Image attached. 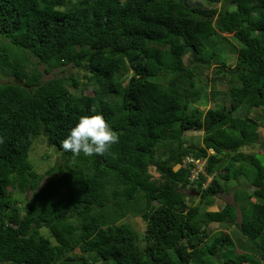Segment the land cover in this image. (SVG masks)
Returning a JSON list of instances; mask_svg holds the SVG:
<instances>
[{
  "label": "trees",
  "instance_id": "1",
  "mask_svg": "<svg viewBox=\"0 0 264 264\" xmlns=\"http://www.w3.org/2000/svg\"><path fill=\"white\" fill-rule=\"evenodd\" d=\"M214 38L235 56L229 72ZM213 64L228 103L192 111L198 69ZM66 68L82 76L44 80ZM0 74L15 80L0 83V264L264 262V160L238 152L264 149L251 116L264 110V0H0ZM94 114L120 137L112 154L64 152ZM191 131L201 145L188 144ZM40 139L59 157L43 174L28 160ZM190 158L206 161L205 176ZM239 178L253 189L238 192L237 248L211 231L233 225L236 207H208Z\"/></svg>",
  "mask_w": 264,
  "mask_h": 264
},
{
  "label": "rangeland",
  "instance_id": "2",
  "mask_svg": "<svg viewBox=\"0 0 264 264\" xmlns=\"http://www.w3.org/2000/svg\"><path fill=\"white\" fill-rule=\"evenodd\" d=\"M220 4L221 3L219 1L217 4H214L212 7L218 9L220 7ZM228 39L230 38L228 37ZM213 43H214L213 50L217 51L222 57H225L227 60L226 63L228 64L229 67H225L222 69H224L226 72H229L230 71L229 68L233 67L235 64V56L229 54L226 51L227 47H224V45L222 46L218 38H214ZM184 63L185 65H187L188 63L187 57L184 58ZM216 67H218V65L213 64L208 69L206 68L198 69V73L195 76L196 85L192 89V91L196 94L200 92V94L198 98L194 100H190V109L192 111L195 108H197L198 110L205 112L208 108H218L228 103L227 94L229 90V85L223 79H220L214 74ZM39 68L40 70H42V67ZM71 73H78L80 76H82L77 69L66 68L64 73L59 72V70H55L53 73L44 76V80L51 79L55 77V75H57L59 78L65 76L67 77ZM10 82L15 83V80L13 78L4 77L0 74V83L4 84ZM79 82L80 83L83 82L82 77L80 78ZM70 90L71 92H74V94L79 93V90L76 91H74L73 89ZM82 93L89 95L93 94L90 88L83 89ZM251 116L257 119V121L260 122L262 125L258 129V133L260 140L264 144V110L254 109L251 112ZM185 138L188 144L199 146L201 145L202 132L201 131L187 132L185 133ZM238 152L247 153V154L253 153L257 158L264 160V156L259 154V153L264 154V149H261L259 144L255 145L252 148H241ZM210 153L213 152L210 151ZM192 158L190 159L195 163L196 165L195 169L197 170V172L205 176L206 161L204 159L194 160ZM28 160L36 172L43 174L45 171L51 168V166L53 167V165H56V163L59 160V157L57 154L53 153V151H51L47 147L43 139H40L32 145L28 155ZM47 179L48 178L44 177L41 185H43ZM210 180L211 178L206 179V185H208ZM221 184L224 185L223 182H221ZM225 187H226L225 192H222L219 195L215 196L214 203L212 206L208 207V210L217 211L223 209L226 204H232L236 207L237 210V220L233 225H227V224L215 225V226L213 225L211 231L213 233L220 231L227 232L232 238L235 246L238 248L239 244L243 243V241L245 240L241 236L238 227V224L240 222V210L238 209V206L243 204L242 202H244L241 199V193L238 192L244 190L245 192H250L252 191L253 188L249 187V185L243 178H239V180L237 181L230 180L229 182L226 183ZM185 194L188 197L187 201L189 204H199L200 201L199 193H195L191 189H188L185 191ZM29 195L30 192H27L26 194L23 195H19L18 200L21 201L22 199H27ZM122 222L130 225V227H132L138 234H141L144 231L145 223L140 218L128 216ZM43 233L46 235L45 231H43ZM260 264H264V262H261Z\"/></svg>",
  "mask_w": 264,
  "mask_h": 264
},
{
  "label": "clouds",
  "instance_id": "3",
  "mask_svg": "<svg viewBox=\"0 0 264 264\" xmlns=\"http://www.w3.org/2000/svg\"><path fill=\"white\" fill-rule=\"evenodd\" d=\"M119 142V135L109 126L103 115L94 114L79 118L62 140L61 148L64 152H70L73 157L81 154L86 157L104 156L112 154L113 146ZM0 143H3V138H0Z\"/></svg>",
  "mask_w": 264,
  "mask_h": 264
},
{
  "label": "built area",
  "instance_id": "4",
  "mask_svg": "<svg viewBox=\"0 0 264 264\" xmlns=\"http://www.w3.org/2000/svg\"><path fill=\"white\" fill-rule=\"evenodd\" d=\"M194 175V174H193Z\"/></svg>",
  "mask_w": 264,
  "mask_h": 264
}]
</instances>
